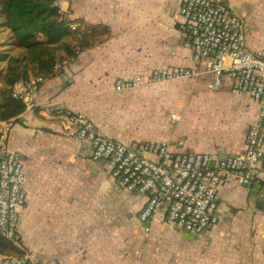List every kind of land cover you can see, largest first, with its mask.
<instances>
[{"label":"crops","instance_id":"crops-1","mask_svg":"<svg viewBox=\"0 0 264 264\" xmlns=\"http://www.w3.org/2000/svg\"><path fill=\"white\" fill-rule=\"evenodd\" d=\"M180 1L63 2L69 25L99 41L57 62L56 75L39 82L34 104L6 121L1 136L22 157L20 229L30 264H264V158L251 183L233 179L220 189L221 216L208 231L169 226L162 211L147 230L139 218L145 198L118 186L109 165L92 160L90 145L53 114L69 108L100 136L125 144L166 141L177 151L207 152L214 165L242 153L259 106L235 91L230 77L216 84L208 57L192 58ZM225 4L243 21L247 47L264 48V0ZM174 65L199 73L115 90L117 81Z\"/></svg>","mask_w":264,"mask_h":264},{"label":"built area","instance_id":"built-area-1","mask_svg":"<svg viewBox=\"0 0 264 264\" xmlns=\"http://www.w3.org/2000/svg\"><path fill=\"white\" fill-rule=\"evenodd\" d=\"M53 1L60 4L63 0ZM225 2L181 0L178 14L190 33L192 58L200 61L208 57L216 84L222 76L230 77L234 90L259 106V123L249 127L242 153L214 165L207 152L177 151L166 141L125 144L98 135L83 113L65 107L53 112L62 122L67 120L64 129L68 134L90 145L92 160H104L109 165L110 177L118 186L145 198L139 218L147 230L153 221H159L162 211L163 223L169 226L192 233L208 231L221 216L220 189L233 179L243 185L251 183L264 158V48L247 47L244 23L227 10ZM198 73L196 68L181 65L159 68L146 77L136 75L117 81L115 90L194 78ZM42 79L17 81L12 97L21 99L24 108H29ZM5 122H0V233L19 243L20 212L26 201L23 163L17 151L7 150L1 142ZM25 259L0 252V264H24Z\"/></svg>","mask_w":264,"mask_h":264},{"label":"trees","instance_id":"trees-1","mask_svg":"<svg viewBox=\"0 0 264 264\" xmlns=\"http://www.w3.org/2000/svg\"><path fill=\"white\" fill-rule=\"evenodd\" d=\"M0 19L10 32L13 51L0 50V120L11 123L25 109L22 100L11 95L17 81L55 76L57 62L76 57L99 39L73 29L53 0H0ZM0 252L24 251L0 234Z\"/></svg>","mask_w":264,"mask_h":264},{"label":"rangeland","instance_id":"rangeland-1","mask_svg":"<svg viewBox=\"0 0 264 264\" xmlns=\"http://www.w3.org/2000/svg\"><path fill=\"white\" fill-rule=\"evenodd\" d=\"M64 1L65 0L61 1L60 4H55L57 7H59L60 13H62L61 8L63 7ZM0 23H1V21H0ZM10 40H11V36H10L9 30L7 28H5L4 26H1V24H0V50L1 51L10 50L11 52H13L11 50L12 44L10 43ZM2 121H4V120H0V122H2ZM0 127H1V125H0ZM127 249H128V247H127ZM7 254H12V253H7ZM135 255H139V254L135 253Z\"/></svg>","mask_w":264,"mask_h":264},{"label":"flooded vegetation","instance_id":"flooded-vegetation-1","mask_svg":"<svg viewBox=\"0 0 264 264\" xmlns=\"http://www.w3.org/2000/svg\"><path fill=\"white\" fill-rule=\"evenodd\" d=\"M23 209V208H22ZM22 209H21V212H20V226H21V213H22ZM20 233H21V229H20ZM1 234V233H0ZM6 238V237H5ZM7 239V238H6ZM9 240V239H8ZM11 241V240H10ZM14 244H16L19 248H21L24 252L22 254H12L13 256L15 257H18V258H23V257H26V261L24 264H30L31 263V256L29 255V253L27 252V249L26 247L23 245V242H22V237H21V241L19 243H16L14 241H12ZM6 254V253H5Z\"/></svg>","mask_w":264,"mask_h":264},{"label":"clouds","instance_id":"clouds-1","mask_svg":"<svg viewBox=\"0 0 264 264\" xmlns=\"http://www.w3.org/2000/svg\"><path fill=\"white\" fill-rule=\"evenodd\" d=\"M3 253V252H2ZM7 254V253H6Z\"/></svg>","mask_w":264,"mask_h":264}]
</instances>
